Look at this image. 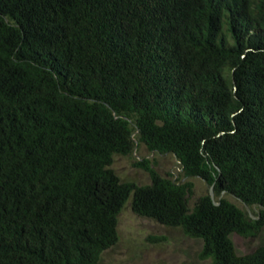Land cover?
<instances>
[{
	"label": "trees",
	"instance_id": "trees-1",
	"mask_svg": "<svg viewBox=\"0 0 264 264\" xmlns=\"http://www.w3.org/2000/svg\"><path fill=\"white\" fill-rule=\"evenodd\" d=\"M140 144L178 171L121 180ZM129 197L210 264H264L231 239L264 226V0H0V264H96Z\"/></svg>",
	"mask_w": 264,
	"mask_h": 264
},
{
	"label": "rangeland",
	"instance_id": "rangeland-1",
	"mask_svg": "<svg viewBox=\"0 0 264 264\" xmlns=\"http://www.w3.org/2000/svg\"><path fill=\"white\" fill-rule=\"evenodd\" d=\"M148 158L150 164L161 174L176 173L177 160L170 153L149 151L140 144L130 154L113 155L110 168L123 180L136 184H148V173L135 165V161ZM193 183L188 204L193 205L195 199L206 192L208 186L197 176L189 177ZM232 199V197H229ZM252 214V213H251ZM118 239L110 247L104 249L96 264H210L209 258L201 259L198 252L202 246L200 238L186 235L180 227L166 226L157 221L137 215L131 209L130 197L118 214ZM235 250L238 254L252 251L264 243V226L254 235L243 236L231 234Z\"/></svg>",
	"mask_w": 264,
	"mask_h": 264
},
{
	"label": "water",
	"instance_id": "water-1",
	"mask_svg": "<svg viewBox=\"0 0 264 264\" xmlns=\"http://www.w3.org/2000/svg\"><path fill=\"white\" fill-rule=\"evenodd\" d=\"M208 190H209V195H210V197L212 198L213 202H214V203H217V202L214 201L212 185H210V186L208 187ZM224 192H225V191L223 190V191L221 192V195H222ZM221 195H220V196H221ZM231 195L234 196L232 193H231ZM237 199H238L240 202H242V204L244 205V207L246 208V210L249 212L250 216H251V217H255V216H253V215L251 214V211H250L249 206H248L247 204L243 203V201H242L240 198H237ZM256 205H257L259 208H264L263 205H261V204H257V203H252V204H251V208L255 209V208H256ZM256 217H257V216H256ZM256 217H255V218H256Z\"/></svg>",
	"mask_w": 264,
	"mask_h": 264
}]
</instances>
